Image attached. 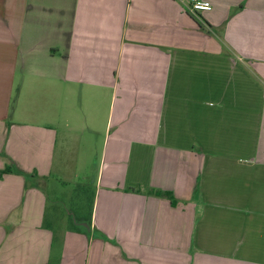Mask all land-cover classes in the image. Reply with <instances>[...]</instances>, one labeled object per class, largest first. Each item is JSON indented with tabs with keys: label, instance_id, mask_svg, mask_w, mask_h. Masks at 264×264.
<instances>
[{
	"label": "crops",
	"instance_id": "obj_1",
	"mask_svg": "<svg viewBox=\"0 0 264 264\" xmlns=\"http://www.w3.org/2000/svg\"><path fill=\"white\" fill-rule=\"evenodd\" d=\"M189 1L0 0V264H264V0ZM70 132L92 211L57 237L26 175Z\"/></svg>",
	"mask_w": 264,
	"mask_h": 264
},
{
	"label": "rangeland",
	"instance_id": "obj_2",
	"mask_svg": "<svg viewBox=\"0 0 264 264\" xmlns=\"http://www.w3.org/2000/svg\"><path fill=\"white\" fill-rule=\"evenodd\" d=\"M79 134L70 132L65 141L60 139L54 158L55 165L64 159L71 168L76 165L72 169L74 172L65 174L53 170L48 182L41 181L48 195L45 224L55 231L57 237L63 228L72 226L75 218L87 217L90 209L96 165L93 150L89 151L83 140L75 141ZM97 141L98 135L94 138V147Z\"/></svg>",
	"mask_w": 264,
	"mask_h": 264
},
{
	"label": "trees",
	"instance_id": "obj_3",
	"mask_svg": "<svg viewBox=\"0 0 264 264\" xmlns=\"http://www.w3.org/2000/svg\"><path fill=\"white\" fill-rule=\"evenodd\" d=\"M13 171V168L9 165V166H6L5 168H2L0 169V177L4 174V173H9V172H12ZM28 179H32L34 184L37 185V186H41V181H40V177L35 174V173H30L28 175H26ZM151 193L153 194H156V195H159V196H169L170 193L168 192H165V191H160V190H151L150 191ZM91 211H92V198H91V202H90V209H89V213L87 215V217H84V218H75L73 223H72V226L70 227L72 230H78V231H81L83 230V228L81 226H79L76 222L78 221H85L87 223L90 222V219H91Z\"/></svg>",
	"mask_w": 264,
	"mask_h": 264
},
{
	"label": "built area",
	"instance_id": "obj_4",
	"mask_svg": "<svg viewBox=\"0 0 264 264\" xmlns=\"http://www.w3.org/2000/svg\"><path fill=\"white\" fill-rule=\"evenodd\" d=\"M187 7L193 12L208 11L212 8L211 3L206 0H190Z\"/></svg>",
	"mask_w": 264,
	"mask_h": 264
},
{
	"label": "water",
	"instance_id": "obj_5",
	"mask_svg": "<svg viewBox=\"0 0 264 264\" xmlns=\"http://www.w3.org/2000/svg\"><path fill=\"white\" fill-rule=\"evenodd\" d=\"M83 224H85V223H83Z\"/></svg>",
	"mask_w": 264,
	"mask_h": 264
}]
</instances>
